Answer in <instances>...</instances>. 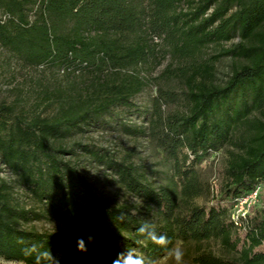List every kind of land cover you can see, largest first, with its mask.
Listing matches in <instances>:
<instances>
[{
  "label": "trees",
  "instance_id": "16d2710c",
  "mask_svg": "<svg viewBox=\"0 0 264 264\" xmlns=\"http://www.w3.org/2000/svg\"><path fill=\"white\" fill-rule=\"evenodd\" d=\"M0 49L49 82L36 103L0 100V259L159 264L179 246L189 264H264V207L231 220L264 187V0H0ZM150 88L144 124L124 122ZM105 126L164 169L80 141ZM219 154L214 190L199 167Z\"/></svg>",
  "mask_w": 264,
  "mask_h": 264
},
{
  "label": "rangeland",
  "instance_id": "374dc122",
  "mask_svg": "<svg viewBox=\"0 0 264 264\" xmlns=\"http://www.w3.org/2000/svg\"><path fill=\"white\" fill-rule=\"evenodd\" d=\"M7 56L3 50L0 49V100H7L9 102L16 100V98H23L27 103L33 104L37 101V95L41 87L40 84L49 83L48 80H44L40 71L33 69H22L18 64H11L7 66L4 62ZM228 63H224L220 66L222 73L227 72ZM47 78H52V74L47 72L45 75ZM155 95V88H150L145 93L137 97L134 102L136 109L132 110L130 116H124L126 120L124 122L132 124H144V110L149 107V101L152 96ZM110 126V125H109ZM105 128H100L96 131L86 134L80 141L84 145L92 146L96 149H101V153L108 151L110 154L118 156L124 155L132 148L136 151V163L144 164L146 166H152L154 169L163 170L164 167L161 164L163 155L147 138H139L134 140L128 136H124L118 132ZM114 126V125H111ZM89 160V159H87ZM223 160V155H212L210 158L203 161L200 165L201 176L210 182L214 190H217V178H216V166ZM85 174L92 182L100 181L106 178L107 171L103 167H99L97 164L87 165ZM5 176V175H3ZM113 192L109 189L108 192ZM200 202H205L206 199H200ZM264 207V187L260 189L255 195L243 202L239 207H235L231 212V220L237 224L239 228H243V223L250 220L258 209ZM40 230H49L51 232L56 231L58 225L55 223H37L36 225ZM0 264H23L7 262L0 259ZM159 264H174V260L171 257H166ZM184 264H189L184 260Z\"/></svg>",
  "mask_w": 264,
  "mask_h": 264
},
{
  "label": "clouds",
  "instance_id": "9594fccd",
  "mask_svg": "<svg viewBox=\"0 0 264 264\" xmlns=\"http://www.w3.org/2000/svg\"><path fill=\"white\" fill-rule=\"evenodd\" d=\"M141 233L145 231V227H141L139 229ZM149 238L153 240L154 243H157L161 246H165L169 243V239L165 236H157L155 232L149 233ZM92 238L89 237V240ZM78 249L80 251H87L84 239L80 238L77 241ZM50 255V253L48 254ZM167 255L174 260V264H184V252L179 246H175L167 251ZM121 260H123V264H143V260L137 258L131 250H127V255L125 256L123 252L117 254V258L113 260V264H121ZM54 264H60L59 260H54Z\"/></svg>",
  "mask_w": 264,
  "mask_h": 264
},
{
  "label": "built area",
  "instance_id": "2783aa9c",
  "mask_svg": "<svg viewBox=\"0 0 264 264\" xmlns=\"http://www.w3.org/2000/svg\"><path fill=\"white\" fill-rule=\"evenodd\" d=\"M258 191H259V189H258L256 192H254L253 194H251L250 196L244 198V199H243V200H242V201L236 206V208L239 207L240 205H242L243 202L247 201V200H248L249 198H251L253 195H255ZM237 225H238V223H237Z\"/></svg>",
  "mask_w": 264,
  "mask_h": 264
}]
</instances>
